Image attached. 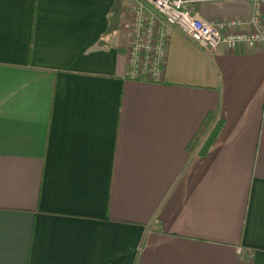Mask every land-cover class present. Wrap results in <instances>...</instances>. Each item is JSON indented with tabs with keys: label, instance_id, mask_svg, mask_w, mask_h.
<instances>
[{
	"label": "crops",
	"instance_id": "obj_1",
	"mask_svg": "<svg viewBox=\"0 0 264 264\" xmlns=\"http://www.w3.org/2000/svg\"><path fill=\"white\" fill-rule=\"evenodd\" d=\"M128 11L0 0V264H264V43L167 25L162 79H133Z\"/></svg>",
	"mask_w": 264,
	"mask_h": 264
},
{
	"label": "built area",
	"instance_id": "obj_2",
	"mask_svg": "<svg viewBox=\"0 0 264 264\" xmlns=\"http://www.w3.org/2000/svg\"><path fill=\"white\" fill-rule=\"evenodd\" d=\"M222 1L227 0H135L127 76L162 79L168 44L167 25L177 26L208 51L221 46L233 50L241 44L255 48L264 43V0H251L249 20L199 16V4Z\"/></svg>",
	"mask_w": 264,
	"mask_h": 264
},
{
	"label": "trees",
	"instance_id": "obj_3",
	"mask_svg": "<svg viewBox=\"0 0 264 264\" xmlns=\"http://www.w3.org/2000/svg\"><path fill=\"white\" fill-rule=\"evenodd\" d=\"M221 127H222L221 122H219L214 128H211L210 120H207L204 123L203 127L201 128V130L198 132V135L196 136V141H198L199 138L209 133L199 152L201 156H205L207 152L209 151V149L212 147V145L214 144V142L216 141L218 137Z\"/></svg>",
	"mask_w": 264,
	"mask_h": 264
},
{
	"label": "rangeland",
	"instance_id": "obj_4",
	"mask_svg": "<svg viewBox=\"0 0 264 264\" xmlns=\"http://www.w3.org/2000/svg\"><path fill=\"white\" fill-rule=\"evenodd\" d=\"M126 6H129V11L128 13H130V18H131V23L133 20V15H134V11H135V0H124ZM128 10V9H126Z\"/></svg>",
	"mask_w": 264,
	"mask_h": 264
}]
</instances>
